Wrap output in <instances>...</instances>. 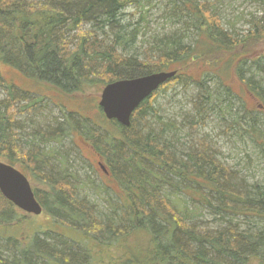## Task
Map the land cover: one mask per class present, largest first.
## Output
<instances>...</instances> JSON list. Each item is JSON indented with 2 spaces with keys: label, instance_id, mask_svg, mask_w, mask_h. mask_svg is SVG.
I'll return each mask as SVG.
<instances>
[{
  "label": "trees",
  "instance_id": "trees-1",
  "mask_svg": "<svg viewBox=\"0 0 264 264\" xmlns=\"http://www.w3.org/2000/svg\"><path fill=\"white\" fill-rule=\"evenodd\" d=\"M146 1L75 0L69 8L61 9L49 3L0 0V61L31 79L77 96L97 83L99 88L120 79L176 71L172 80L185 75L179 70L183 67L192 70V66L202 69L209 65L210 70L192 71L187 78L198 86L203 104L219 109L232 96L229 89L214 90L206 84L220 78L218 64L228 67L232 61L230 66L247 93L256 100L264 97V84L252 76L246 77L247 70L237 66L242 55L229 53L230 34L198 0H169L174 16L185 30L196 32L193 45L186 41L188 35L183 31L154 38V65L120 54L119 46L127 51L136 37L133 32H125L120 24L122 10L130 5L142 10ZM85 22L107 29L103 38L89 30L77 37L73 50H67L62 32L79 28ZM258 22H263L264 28L263 19ZM109 31L114 43L105 44ZM7 88V97L0 99V161L27 177L19 168L23 156L15 151L22 144L18 132L23 126L9 110L15 99L36 103L39 98L31 99L29 92L17 90L14 85ZM150 101L151 97L137 107L128 127L110 120L116 129L98 126L102 130L98 135L89 125L93 124L90 119L73 111L53 132L40 131L32 137L38 152L28 151L27 155L33 164L41 157H51L47 147L39 150V141H58L75 131L84 139H92L120 188L119 204L110 205L108 215L100 218L93 205L67 190L69 185L73 186L68 180L72 176L65 167V156L57 152L59 167L42 175L47 190H32L42 212L60 219L78 236L66 237L51 229L56 237L47 232H43L45 238L36 234L28 240L15 237L9 231L18 227L22 211L0 194V231L6 233H0V264H38L35 259L47 264H264V183L242 182L204 147L177 153L173 137L165 134L173 128L171 123H163L164 129L159 131L136 129V120H143L147 112L156 115ZM231 106L227 102V113ZM60 107L67 112L64 106ZM73 114L80 120H73ZM233 122L241 127L247 125L246 132L257 133L264 143V123L257 111L244 109ZM94 132L97 136L93 137ZM21 151L23 155L27 152L23 147ZM15 154L20 158L14 160ZM202 209L211 210L225 225L217 221L215 229H202L195 221ZM237 216L256 221L246 228L236 227L231 219ZM4 247L12 252L11 259L3 258ZM109 248L116 253L110 255Z\"/></svg>",
  "mask_w": 264,
  "mask_h": 264
},
{
  "label": "rangeland",
  "instance_id": "rangeland-1",
  "mask_svg": "<svg viewBox=\"0 0 264 264\" xmlns=\"http://www.w3.org/2000/svg\"><path fill=\"white\" fill-rule=\"evenodd\" d=\"M24 1L34 2L36 5L49 3L54 7L66 9L75 0ZM198 1L203 3L210 13L217 16L221 27L230 34L232 49L229 53L232 51L238 57L242 55V58L236 62L237 66L242 67L243 71H248H246V77L252 76L263 85L264 28L261 26L263 22L258 21L260 19L264 21V0ZM173 13L169 0H147L142 10L135 5L125 7L122 10L120 24L125 28V32H133L136 37L134 42H131L132 46L129 49L127 47V51L124 52L119 46V53L124 57L133 56L138 60L149 61L154 65L157 62V52L152 49L151 45L157 35L183 33L184 31L188 35L186 41H190L193 45V41L197 38L196 32L186 31L184 25L178 21ZM89 30L94 31L99 39L103 38V32L107 31V29H101L99 25L92 22H85L76 29H64L62 33L65 37L66 49L73 50L77 43V37ZM107 36L109 39L106 40L105 44L112 43L114 38L110 31ZM248 57H252L254 60ZM226 60L229 59L226 58ZM231 63L232 61L228 67L222 63L218 64L216 70L220 78L206 84L214 90L216 87L229 89L232 96L228 101L225 100L223 104H220V109L219 107H212L210 104H203V99L198 96V86L187 78V76L192 75V71L210 70L211 66H203L204 69L192 66V70L183 67L179 70L183 71L185 75L172 80L169 79L150 96V104L152 103L156 115L147 112L143 116V120H136L135 128L145 127L159 131L164 127L163 123H171L173 128L170 131L167 130L165 134L168 133V136L173 137L175 142L173 144L177 145V153H183L189 148L204 147L215 155L214 159L226 166L231 172L236 173V177L242 182L263 184L264 143L258 138L257 133L246 132L249 129L247 125L242 127L235 125L233 120L237 118V115L239 116L242 110L246 109L257 111L260 121L264 123V109L258 108V104L264 107V97H258V100L255 101L251 98L245 86L235 75L234 67L230 66ZM0 82H2L0 99L7 97V86L13 85L17 90L29 92L28 96L31 99L39 98V101H35L36 103L28 102L25 99H15L9 110L14 120L23 126L22 130L18 132L22 144L15 151L18 150V154L23 156V163L19 168L26 173L31 187L47 190V186L42 182V177L43 174H47V170L59 167L57 160L60 158H55V154L59 152L65 156V167L72 176L68 177V180L73 186L69 185L67 190L74 193L79 199L87 201L91 206L93 205L94 212L103 219L110 212V205L119 204L118 196L121 193L113 177L110 174L106 175L99 168L98 163L100 162L108 172L102 155L95 150L92 139H84L75 131L74 134L65 136L58 141L48 143L39 141V150L47 147L49 149L47 151L51 153L48 160L41 157L37 164H33V160H30L31 157L27 155L28 151L38 152L34 150L36 142H31L32 137L40 131L50 132L52 130L53 132L68 112L74 111L84 118L90 119L94 125L91 123L89 125L93 126L98 135L102 131L98 126L115 130V125L105 118L98 105L103 87L98 88L97 83L93 87L85 89L82 96L63 93L45 82H39L23 75L1 61ZM40 97L45 98L41 99ZM227 102L232 105L229 113H227L229 110H226ZM60 106H64L67 112H64ZM72 116L73 120H80L77 115L73 114ZM261 131H264L263 124ZM96 132H94L93 137L97 136ZM21 146L27 151L24 155ZM17 157L20 158L15 154L14 160ZM19 163L17 162V164ZM200 211L201 214L195 218V221L202 229H215L214 225L217 221L218 224L225 225V222L222 223L224 220L221 221L211 210L202 209ZM20 214L22 217L17 222L19 223L18 227L9 231L17 238L28 240L34 234L45 238L43 232H47L51 237H56L54 232L50 231L51 229L66 237L78 236L77 233H74L75 231L67 228L60 219H54L45 212L37 216L22 212ZM231 221L236 224V227L246 228L249 223L253 224L256 220L237 216ZM232 223L231 225H233ZM0 233L2 236L6 235L5 232L0 231ZM2 241L4 243V240ZM68 241L71 240L68 239ZM1 251L4 259H6L5 257H10V259L13 257L12 252L6 247ZM108 251L110 255L116 253L114 248H109ZM10 259L7 260L10 261ZM35 262L47 264L43 260L35 259Z\"/></svg>",
  "mask_w": 264,
  "mask_h": 264
},
{
  "label": "water",
  "instance_id": "water-1",
  "mask_svg": "<svg viewBox=\"0 0 264 264\" xmlns=\"http://www.w3.org/2000/svg\"><path fill=\"white\" fill-rule=\"evenodd\" d=\"M176 71H160L131 79H120L105 85L98 105L107 120L123 127L131 124L137 107ZM0 194L16 208L30 215H40L42 206L36 200L27 177L17 168L0 161Z\"/></svg>",
  "mask_w": 264,
  "mask_h": 264
},
{
  "label": "flooded vegetation",
  "instance_id": "flooded-vegetation-1",
  "mask_svg": "<svg viewBox=\"0 0 264 264\" xmlns=\"http://www.w3.org/2000/svg\"><path fill=\"white\" fill-rule=\"evenodd\" d=\"M251 98L255 101L256 100V98H254V97H252L251 96ZM258 108L260 109V110H262V109H264V107L261 105V104H258ZM98 166H99V168L106 174V175H108L109 173L108 172H106V170H105V167L102 165V163H98Z\"/></svg>",
  "mask_w": 264,
  "mask_h": 264
},
{
  "label": "bare ground",
  "instance_id": "bare-ground-1",
  "mask_svg": "<svg viewBox=\"0 0 264 264\" xmlns=\"http://www.w3.org/2000/svg\"><path fill=\"white\" fill-rule=\"evenodd\" d=\"M178 6V5H177ZM211 9V8H210ZM124 17V16H123ZM254 22V21H253ZM195 24V23H194Z\"/></svg>",
  "mask_w": 264,
  "mask_h": 264
}]
</instances>
